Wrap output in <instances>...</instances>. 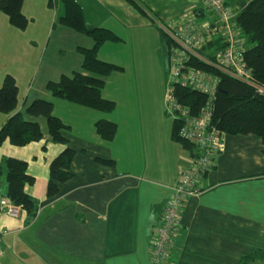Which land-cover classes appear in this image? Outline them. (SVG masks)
Listing matches in <instances>:
<instances>
[{
    "label": "crops",
    "instance_id": "0c3cea01",
    "mask_svg": "<svg viewBox=\"0 0 264 264\" xmlns=\"http://www.w3.org/2000/svg\"><path fill=\"white\" fill-rule=\"evenodd\" d=\"M76 1L88 27H105L119 37L97 50L99 59L122 68L107 76L101 91L115 101L111 112L54 97L46 87L62 74L81 70L78 48L93 43L59 21L64 14L60 0H23L24 30L0 11V84L6 74L15 78L14 111L36 98L50 99L75 150L70 177L48 196L49 163L64 145L46 136L23 146L7 139L0 144V200L8 199L3 160L11 156L27 161L34 183L26 189L37 202L32 218L21 209L17 217L0 215V262L151 264L152 233L179 171L192 161L191 149L171 138L161 60L167 52L159 27H172L192 14L198 21L210 15L202 0H135L144 12L127 0ZM50 43L56 54L45 66ZM126 66L132 71L128 79ZM9 115L0 112V127ZM100 118L117 123L111 140L96 133L94 122ZM200 185L203 191L185 200L169 264H239L245 255L264 249L261 139L253 133H225L224 148ZM244 264H264V257Z\"/></svg>",
    "mask_w": 264,
    "mask_h": 264
},
{
    "label": "trees",
    "instance_id": "16d2710c",
    "mask_svg": "<svg viewBox=\"0 0 264 264\" xmlns=\"http://www.w3.org/2000/svg\"><path fill=\"white\" fill-rule=\"evenodd\" d=\"M60 1L63 3L64 14L59 21L77 32L90 36L93 43L90 47L78 48L82 55L81 70L62 74L59 78L48 81L46 87L54 97L102 112H111L115 108V101L103 97L101 91L107 76L122 68L99 59L97 50L104 42L116 41L119 37L105 27H88L76 0ZM127 1L144 12L135 0ZM236 1L235 21L245 41L244 60L251 68L253 82L264 86V0ZM52 2L54 0H49V4ZM22 3L23 0H0V11L5 13L9 22L20 30H24L28 24V18L21 10ZM159 32L168 56L173 41L165 28L159 27ZM217 41V39L210 41L208 47L213 48ZM188 64L194 68L210 70L218 77L217 90L212 100L211 122L224 133H253L264 143V94H257L250 84L234 79L197 59H192ZM165 72L167 87L170 88L171 94L177 101L188 105L194 113H197L204 105L206 95L174 81L169 82L168 70ZM17 92L15 78L6 74L0 84V112L10 115L0 127V144L7 139L13 145L23 146L45 136L50 141L63 144V149L49 163L46 193L52 196L57 193L59 183L71 175L70 166L75 150L69 145V138L64 133L68 126L53 113V102L50 99L36 98L24 109L14 111L17 105ZM165 112L172 117L171 138L193 152L194 144L183 139L179 134L181 121L172 116L167 109ZM41 118L45 121L46 135L40 125ZM94 127L96 133L105 140H111L117 131V123L107 118L97 119ZM3 163L7 182L6 197L20 206L29 218L34 217L37 202L26 189L34 183V177L27 172V161L9 156L4 158ZM1 173L0 164V175ZM262 257H264V249H257L245 255L239 264Z\"/></svg>",
    "mask_w": 264,
    "mask_h": 264
},
{
    "label": "built area",
    "instance_id": "2783aa9c",
    "mask_svg": "<svg viewBox=\"0 0 264 264\" xmlns=\"http://www.w3.org/2000/svg\"><path fill=\"white\" fill-rule=\"evenodd\" d=\"M210 17L198 21L195 15L165 30L173 44L168 59V81L195 89L206 95L197 113L177 101L167 88L166 109L181 121L180 136L194 144L191 164L181 169L170 188L162 215L149 243L151 264H169L173 238L179 229V217L188 196L200 194L201 179L214 166V160L224 148V132L212 122V100L217 90L218 77L210 70L192 67L188 62L197 59L207 66L250 84L257 94H264V86L255 84L252 71L244 60L245 41L235 21V7L227 0H202ZM217 42L209 48L210 41ZM20 206L9 199L0 200V215L17 217ZM1 253V248H0ZM0 264H2L0 262Z\"/></svg>",
    "mask_w": 264,
    "mask_h": 264
},
{
    "label": "rangeland",
    "instance_id": "374dc122",
    "mask_svg": "<svg viewBox=\"0 0 264 264\" xmlns=\"http://www.w3.org/2000/svg\"><path fill=\"white\" fill-rule=\"evenodd\" d=\"M234 11L236 12L237 10H236V8L234 9ZM65 39H67V38H65ZM56 54V52H54V49L52 48V44L50 43L49 44V48H48V50H47V52H46V55H45V57H44V59H43V63L45 64V66H46V63H47V61H49L48 60V58L51 56V58L53 59V55H55ZM161 60H162V62H163V66L165 65L166 66V71L168 70V59L166 58V56L164 55V54H161ZM164 66V67H165ZM130 73H132V71H131V69L128 67V66H126V68H125V75L124 76H126V78L128 79V75L130 74ZM168 73V72H167ZM124 77H121V80L119 81V83L120 84H122V79H123ZM165 89L167 90V84L165 85ZM120 108V107H119ZM57 109H59L58 107H57ZM60 110V109H59ZM170 117V116H169ZM171 118V117H170ZM172 120V119H171ZM40 125H41V128H42V130H43V132L44 133H46V125H45V121H44V119L43 118H41L40 120Z\"/></svg>",
    "mask_w": 264,
    "mask_h": 264
}]
</instances>
